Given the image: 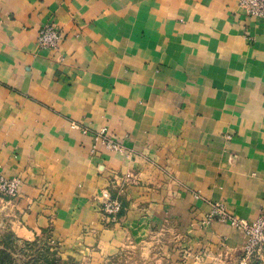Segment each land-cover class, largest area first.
Returning a JSON list of instances; mask_svg holds the SVG:
<instances>
[{
    "label": "crops",
    "instance_id": "1",
    "mask_svg": "<svg viewBox=\"0 0 264 264\" xmlns=\"http://www.w3.org/2000/svg\"><path fill=\"white\" fill-rule=\"evenodd\" d=\"M50 23L57 50L38 42ZM0 168L21 180L0 198L12 230L90 264H236L244 236L204 221L212 202L264 210V18L239 0H0Z\"/></svg>",
    "mask_w": 264,
    "mask_h": 264
},
{
    "label": "built area",
    "instance_id": "2",
    "mask_svg": "<svg viewBox=\"0 0 264 264\" xmlns=\"http://www.w3.org/2000/svg\"><path fill=\"white\" fill-rule=\"evenodd\" d=\"M239 6L250 18H264V0H239ZM63 39L64 33L53 23L46 24L38 32V42L43 48L57 50L61 47ZM84 133H88V130L84 129ZM95 140L96 143H101L108 150L124 151L122 144L111 136L107 128L99 130ZM20 185L19 178L5 176L0 168V198L13 199L17 197ZM99 209L107 220L116 222L124 210V206L118 197L107 191L103 194V201ZM216 219L228 223L245 237L246 242L240 264H264V210L255 221L250 222L230 212L223 202H212L211 211L204 224H210Z\"/></svg>",
    "mask_w": 264,
    "mask_h": 264
},
{
    "label": "rangeland",
    "instance_id": "3",
    "mask_svg": "<svg viewBox=\"0 0 264 264\" xmlns=\"http://www.w3.org/2000/svg\"><path fill=\"white\" fill-rule=\"evenodd\" d=\"M0 209L4 211L6 208L1 207ZM6 213H0V264H90V260L85 254L82 252H68V250L62 249L51 235L45 234L25 237L16 233L9 225V220L12 217L6 215ZM240 234L243 236L242 233ZM241 258L242 253H240L239 260L236 264H240ZM163 260L164 258L162 257L158 258L156 264H166ZM205 260L206 262L201 261V263L230 264L225 261H207L206 258ZM118 263L119 259L107 262L106 264Z\"/></svg>",
    "mask_w": 264,
    "mask_h": 264
},
{
    "label": "trees",
    "instance_id": "4",
    "mask_svg": "<svg viewBox=\"0 0 264 264\" xmlns=\"http://www.w3.org/2000/svg\"><path fill=\"white\" fill-rule=\"evenodd\" d=\"M123 214V211L120 213V215H119V218H120V216Z\"/></svg>",
    "mask_w": 264,
    "mask_h": 264
}]
</instances>
